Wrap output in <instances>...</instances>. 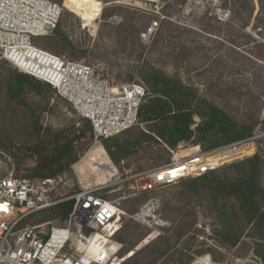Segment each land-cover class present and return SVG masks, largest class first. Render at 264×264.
I'll list each match as a JSON object with an SVG mask.
<instances>
[{"label": "rangeland", "instance_id": "1", "mask_svg": "<svg viewBox=\"0 0 264 264\" xmlns=\"http://www.w3.org/2000/svg\"><path fill=\"white\" fill-rule=\"evenodd\" d=\"M49 1L65 8L60 26L80 51L75 60L94 66L115 83H144L141 74L145 69L161 70L195 89L240 124L258 121L253 137L264 132V14L257 0H162L158 8L151 9L137 0ZM147 30L150 33L144 38ZM51 39L34 38L32 43L56 54L49 47ZM61 56L69 59L68 53ZM0 72L4 75L0 79V179L11 174L33 177L37 166L52 156V147L40 142L43 134L36 133L35 125L47 130L49 137L64 132L72 139L78 130L89 131L75 140L78 161L61 175L62 183L52 196L57 200L71 197L81 186L126 207L128 215L122 227H136L142 238L132 248L121 250L124 256L129 255L125 264H264L253 253L254 242L248 238L234 248L221 244L214 233L215 212L204 193L192 192V187L181 183L132 195L133 176L170 160L172 154L163 142L145 143L115 164L104 141L94 139L88 122L52 87L41 94L27 91L23 103L14 104L6 87L7 68ZM195 123L202 120L196 116ZM147 127L136 125L118 139L133 141ZM114 139L110 145H115ZM246 144L219 152L236 151ZM257 153L264 156V136L255 141L252 155L239 157L237 153L234 159L220 163L221 167ZM214 155L218 161L225 156ZM76 166L83 174L76 173ZM262 183L264 186V169ZM131 209H135L132 215ZM52 210L33 214L22 226L43 224ZM52 227L65 228L57 222Z\"/></svg>", "mask_w": 264, "mask_h": 264}, {"label": "built area", "instance_id": "2", "mask_svg": "<svg viewBox=\"0 0 264 264\" xmlns=\"http://www.w3.org/2000/svg\"><path fill=\"white\" fill-rule=\"evenodd\" d=\"M137 1L150 9L162 2ZM64 10L49 0H0V61L50 85L91 123L97 142L121 136L138 125L147 89L138 82L115 83L88 63L34 46V38L57 31ZM263 136L264 132L241 143H247L242 148L254 153L255 141ZM170 152L167 164L132 177L133 196L200 178L222 165L213 159L219 151L204 152L199 145L180 144ZM61 183V176L11 174L0 179V264H125L129 255H121L122 246L115 242L127 217L121 204L81 186L71 197L57 200L52 194ZM68 201L74 204L65 219L22 226L33 214ZM54 222L65 228L52 227Z\"/></svg>", "mask_w": 264, "mask_h": 264}, {"label": "trees", "instance_id": "3", "mask_svg": "<svg viewBox=\"0 0 264 264\" xmlns=\"http://www.w3.org/2000/svg\"><path fill=\"white\" fill-rule=\"evenodd\" d=\"M257 1L260 12L264 14V0ZM51 37L49 47L56 51L57 56L62 57L63 53H68V60L79 58L80 51L68 40L60 25ZM8 64L5 60L0 61V68H7L6 87L14 104H22V97L27 91L41 94L43 89L51 88L50 85L20 73L15 68L8 69ZM2 78L4 75L0 72V79ZM141 78L147 95L139 110L138 125L145 124L148 127L141 130L133 141L126 139L120 142L118 139L128 131L115 139L112 138L116 141L115 145H110L111 139L103 140L104 147L109 151L110 158L115 164L128 158L135 148L157 140L163 142L169 150L180 144H195L204 152H211L241 144L255 135L258 121L251 125L240 124L225 110L201 97L195 89L186 86L179 79L170 78L163 71L153 67L145 69ZM196 116L202 123L193 129ZM87 122L91 132L92 127L90 122ZM35 126L36 133L43 134L40 142H48L53 154L49 159H45L42 166H37L35 176L28 177L48 179L65 174L70 165L78 161L73 147L75 140L84 138L89 131L78 130V136L69 139L65 137L64 132L51 134L49 137L48 131L43 130L42 126L38 124ZM103 163L106 166V162ZM263 169L264 156L257 153L232 165L220 166L200 178L182 182L192 187V192L197 194L202 192L206 195L209 206L215 212L217 225L214 233L221 244L234 248L243 238H248L254 242L253 253L262 260H264ZM76 173L83 174V169L76 166ZM73 204V201H68L54 206L52 213L43 219L44 223L65 219L72 211ZM121 207L125 211L126 207L122 204ZM134 210L131 209L129 214L132 215ZM136 230L137 228L132 226L121 228L115 239L122 249L132 248L142 238L137 235ZM123 253L121 252V255Z\"/></svg>", "mask_w": 264, "mask_h": 264}, {"label": "bare ground", "instance_id": "4", "mask_svg": "<svg viewBox=\"0 0 264 264\" xmlns=\"http://www.w3.org/2000/svg\"><path fill=\"white\" fill-rule=\"evenodd\" d=\"M150 33V30H147L146 33H144V38L148 37ZM237 151V152H236ZM226 150V151H223V152H219V153H222L224 154L225 156L218 161V159L215 157L216 155H213V159L217 162V163H222V162H225V160H232L234 159L235 155L238 153L239 154V157H244V156H249V155H252L253 154V150H250V151H246L244 148H239L237 150ZM205 261V260H204ZM209 263L208 261H205L204 264H207Z\"/></svg>", "mask_w": 264, "mask_h": 264}]
</instances>
